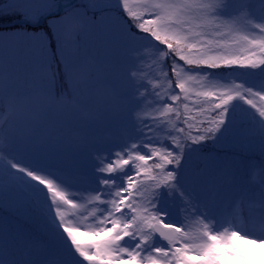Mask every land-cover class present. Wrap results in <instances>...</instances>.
I'll use <instances>...</instances> for the list:
<instances>
[{
  "label": "snow or ice",
  "instance_id": "6c2138e0",
  "mask_svg": "<svg viewBox=\"0 0 264 264\" xmlns=\"http://www.w3.org/2000/svg\"><path fill=\"white\" fill-rule=\"evenodd\" d=\"M86 35L121 53L115 75ZM21 64L33 86L5 88ZM67 112L131 130L76 144L80 181L51 161L62 142L5 135ZM238 116L235 146L264 153V0H0V207L14 197L56 238L41 252L0 216V264H264V163L249 179L206 148Z\"/></svg>",
  "mask_w": 264,
  "mask_h": 264
},
{
  "label": "rangeland",
  "instance_id": "374dc122",
  "mask_svg": "<svg viewBox=\"0 0 264 264\" xmlns=\"http://www.w3.org/2000/svg\"><path fill=\"white\" fill-rule=\"evenodd\" d=\"M254 7L257 10L259 9L258 4H255ZM91 39L89 35L82 38L81 43L83 48L89 54L95 55L101 60H106L108 68L111 69L113 75H115L118 70L117 61L121 56V53L117 50L106 51L97 42L95 36ZM11 71L12 77L10 81L6 73L5 88L11 87L22 92L33 86L28 77L27 70L22 64L18 68H13ZM57 91H60L59 84L57 85ZM237 123L242 127L247 126L240 121L239 116L237 118ZM4 127L6 136L9 134L17 137L36 136L41 141L53 138L58 143L62 142L63 147L60 150H53L51 161L58 167L62 168L74 181L83 180L88 171L83 158L74 150L76 144L81 140H89L110 145L126 138L131 131L126 119L116 113H113L95 123L85 122L82 119V114H73L71 112L53 114L47 117L43 125L37 130L32 128L27 119L21 117L13 122L11 126L5 125ZM242 135L243 133L239 134L238 140L242 139ZM208 146L212 147L214 150L219 148L224 150V143L216 145L215 147L211 144H208ZM250 149H254L253 151H249L251 153L259 152L261 150L258 142H256ZM233 162L236 165L241 166L248 173L249 179H251L252 172L258 170L262 164L250 159L241 158L238 160L233 159ZM6 199L9 204L15 203L14 197L10 198L6 195ZM4 203L3 206L0 207V216H2L5 222L18 233L21 242L26 241L33 244L39 251L44 253L54 249L56 238L53 235L50 222L43 214L27 205L18 206L16 211H11L8 206L4 205ZM24 225H29L32 232L28 233L25 230ZM82 239L87 240L90 238L84 237ZM237 243L243 245L242 241H237ZM257 250L259 251V248ZM249 264H254V262H249Z\"/></svg>",
  "mask_w": 264,
  "mask_h": 264
},
{
  "label": "trees",
  "instance_id": "16d2710c",
  "mask_svg": "<svg viewBox=\"0 0 264 264\" xmlns=\"http://www.w3.org/2000/svg\"><path fill=\"white\" fill-rule=\"evenodd\" d=\"M92 37L93 36H90V39ZM91 41H92V39H91ZM240 133H243L241 140H243L244 138H246L247 136L250 135V131H249L248 126L242 127L240 124H238L236 122L235 127L232 128L228 133V139L226 140V142H224V150H221L220 148L214 150L212 147H209L207 145L206 146L207 151L209 150L211 152H215V154L219 155L220 157L227 156L232 161H233V159L238 160L241 158V159H250V160L255 161L257 163H264V153H262L261 150L259 152L251 153L249 151H253L254 149L248 148L247 149L248 151H247V150H241L239 147L235 146L234 141L239 139ZM256 142L259 143V140L257 139ZM194 161L199 163V161L196 160L195 155H194ZM4 205H6V203H4ZM14 222H16V221H14ZM24 228L28 233L32 232V229L29 225H24Z\"/></svg>",
  "mask_w": 264,
  "mask_h": 264
},
{
  "label": "bare ground",
  "instance_id": "6f19581e",
  "mask_svg": "<svg viewBox=\"0 0 264 264\" xmlns=\"http://www.w3.org/2000/svg\"><path fill=\"white\" fill-rule=\"evenodd\" d=\"M14 200H15V198H14ZM4 202L7 203L6 205L9 207V209H10L11 211H16V209H17V207H18L16 201H15V203H10V204H9V203L7 202L6 197H5Z\"/></svg>",
  "mask_w": 264,
  "mask_h": 264
}]
</instances>
